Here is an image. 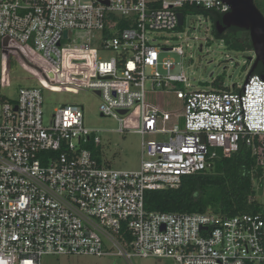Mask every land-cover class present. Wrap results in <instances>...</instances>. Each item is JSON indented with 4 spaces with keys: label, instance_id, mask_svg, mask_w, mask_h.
<instances>
[{
    "label": "built area",
    "instance_id": "built-area-1",
    "mask_svg": "<svg viewBox=\"0 0 264 264\" xmlns=\"http://www.w3.org/2000/svg\"><path fill=\"white\" fill-rule=\"evenodd\" d=\"M183 8L230 11L222 0H0L1 54L39 53L59 86L100 99V117L116 119V132H131L124 119L137 115L132 132L142 136L138 170L105 167L89 149L101 139L85 127L83 106L64 104L45 123L41 88L7 98L0 80V264H40L43 256L264 264V201L262 212L235 217L145 209L147 191L175 189L183 176L205 172L216 150L228 156L244 143L264 169L260 76L248 72L245 89L246 79L233 91L171 90L187 78L159 55L183 50L160 48L147 36L178 29ZM105 51L114 56L100 59ZM162 92L180 110L146 99Z\"/></svg>",
    "mask_w": 264,
    "mask_h": 264
},
{
    "label": "rangeland",
    "instance_id": "rangeland-1",
    "mask_svg": "<svg viewBox=\"0 0 264 264\" xmlns=\"http://www.w3.org/2000/svg\"><path fill=\"white\" fill-rule=\"evenodd\" d=\"M152 44L163 47L180 46L184 55L175 52H161L160 62L170 60L180 65L187 78L186 83L171 85V90H205L215 87L235 90L244 83L250 70L247 50L234 51L216 39L212 34L209 16L198 13L197 9H186L183 25L175 31L152 32L148 36ZM11 63L0 51V80L3 95L16 98L21 88L38 87L43 90V118L47 123L54 110L64 104H78L84 108L85 127L97 130L101 139L100 146L94 147L102 165L114 170L135 171L140 167L142 136L132 131L138 130L137 115L131 113L124 119V124L131 132H116L119 124L114 118H103L99 114L100 99L86 88L59 86L52 72V67L39 53L26 49L21 53L10 52ZM99 58L109 60L114 54L110 51L99 52ZM159 71H165L159 66ZM49 73L52 77H49ZM55 80V81H54ZM192 86V88H191ZM233 86H236L233 88ZM146 99L163 111L180 110V102L171 93L147 94ZM180 127L183 128V120ZM158 139L144 137L145 141ZM264 201V198L261 199ZM40 264H175L169 259L133 258L127 262L118 256H43Z\"/></svg>",
    "mask_w": 264,
    "mask_h": 264
},
{
    "label": "trees",
    "instance_id": "trees-1",
    "mask_svg": "<svg viewBox=\"0 0 264 264\" xmlns=\"http://www.w3.org/2000/svg\"><path fill=\"white\" fill-rule=\"evenodd\" d=\"M186 12V8L181 10ZM215 23L222 15L213 10H197ZM125 26V25H124ZM213 36L234 51L251 49V43L238 33L220 35L212 25ZM10 64L11 57L6 55ZM98 161L97 151L89 146ZM264 169L260 157L240 143L228 156L216 150L211 166L202 173L183 176L178 188L147 191L145 209L160 213H212L220 217L255 215L262 212Z\"/></svg>",
    "mask_w": 264,
    "mask_h": 264
},
{
    "label": "water",
    "instance_id": "water-1",
    "mask_svg": "<svg viewBox=\"0 0 264 264\" xmlns=\"http://www.w3.org/2000/svg\"><path fill=\"white\" fill-rule=\"evenodd\" d=\"M222 3H226L230 7V11L222 16L221 23L217 22L215 24V30L218 34H221L220 27L223 25L225 27H236L249 32L250 40L252 43V49L256 57V61H264V17L255 7L253 0H222ZM183 25V14H178V27ZM4 46L7 44V40L4 42ZM6 53V51H4ZM248 61H251L248 58ZM251 70L248 75L251 74ZM247 75V77H248ZM49 77L52 74L49 73ZM247 78L244 83H247ZM261 80H263L261 78ZM243 89V92H244ZM124 114V112H121Z\"/></svg>",
    "mask_w": 264,
    "mask_h": 264
},
{
    "label": "flooded vegetation",
    "instance_id": "flooded-vegetation-1",
    "mask_svg": "<svg viewBox=\"0 0 264 264\" xmlns=\"http://www.w3.org/2000/svg\"><path fill=\"white\" fill-rule=\"evenodd\" d=\"M253 3L255 5V7L259 10V12L262 14V16L264 17V0H253ZM221 20H222V17L220 20L216 21L215 23H213L212 21H211V23L215 27V24L217 22L221 23ZM220 29L222 31L220 35H230L233 33H237V32L239 33L240 32V34L243 36V38L245 40L249 39V41L251 43L249 32L246 30L239 29V28H236L233 26L225 27L223 25L220 27ZM247 51L249 53L253 54L252 56L248 57L251 59V61H249L250 65H251L250 70L252 71L250 75H258L264 80V61L261 60V61L255 62L256 57H255L253 49H252V43H251V49H248ZM250 70H249V72H250Z\"/></svg>",
    "mask_w": 264,
    "mask_h": 264
}]
</instances>
